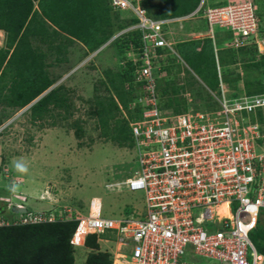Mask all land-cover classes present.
<instances>
[{
  "label": "built area",
  "instance_id": "1",
  "mask_svg": "<svg viewBox=\"0 0 264 264\" xmlns=\"http://www.w3.org/2000/svg\"><path fill=\"white\" fill-rule=\"evenodd\" d=\"M146 1L108 0L113 11L136 18L125 32L141 34V45L131 43L127 54L139 89L131 108L142 109L141 117L130 122L139 169L125 186L144 192L145 209L106 218L102 202L93 199L90 213L76 217L72 243L84 247L89 236L97 235L100 242L119 245L113 264H262L250 235L264 210V142H258L264 139L258 122L264 93L231 98L220 81L217 109L175 114L161 108L155 75L169 55L158 50L176 54L170 26L202 15L212 39L216 28L231 32L225 48H252L264 56L259 7L253 0L207 8L201 2L188 16L157 20L149 16ZM222 206L228 214L219 213ZM46 221H55L53 214L29 212L14 224Z\"/></svg>",
  "mask_w": 264,
  "mask_h": 264
},
{
  "label": "trees",
  "instance_id": "2",
  "mask_svg": "<svg viewBox=\"0 0 264 264\" xmlns=\"http://www.w3.org/2000/svg\"><path fill=\"white\" fill-rule=\"evenodd\" d=\"M34 1L37 0H0V30L5 32L7 38V48L0 50V88L3 76H6L7 73L6 68L13 65L17 55V48L14 49L16 53L13 51L11 55L10 49L19 38L21 40L22 30L25 29L30 15H33L31 13L34 10ZM253 1L256 3L255 0ZM201 2L202 0H147L145 7L149 16L154 19L179 18L193 13L198 9ZM39 3H41L42 9L49 14V18H52L53 12L47 5L52 6L51 9L58 8L57 15L59 13V16H62V21L65 14L71 17L64 22L65 24L60 21L59 28L68 31L81 40L91 51L104 45L116 32H120L137 22L130 12H113L106 0H92L91 2L88 0H39ZM96 6H100V8H96ZM218 6H222V4L219 3ZM99 9H101V12H99ZM258 15L264 17L261 10L258 11ZM261 16L260 18H262ZM73 21H76L77 24ZM204 22V28L208 30L207 21ZM88 26L92 28L89 29ZM260 28L264 33L261 24ZM87 29L90 30V33H86ZM140 35L139 31H133L120 36L112 43V46L118 51V66L120 69L117 72L110 69L104 71V79L99 82L106 87L109 94L106 96L95 94V101L93 100L90 108L93 110L89 113V115L96 117L99 122L102 136L108 137L122 146H130V148L133 146L134 140L129 121L125 118L116 120V115L121 110H128L129 105L138 96L139 89L134 80L135 65L128 59L127 54L131 43L136 47L141 45ZM231 38L232 35L229 31L224 34L216 32V45L222 47L224 42L231 40ZM182 45L185 46L186 51L189 50L186 58H190L191 62L195 63L194 67L200 72L210 89L209 91L214 95L221 96L218 64L222 67V82L231 90V92L228 91L229 97H238L244 93L249 96L264 93V56H256V49L233 50L227 48L215 51L213 39L211 38L204 41H185L182 42ZM158 52L164 55L166 53L170 54L168 50L164 49H159ZM238 64H242L245 72L244 76L238 73L237 70L230 69L231 66ZM161 65L163 67L162 71L168 73V76L164 78L157 76V89L161 108L168 111L172 110L171 112L175 114L187 112V104L190 105L197 100L199 102L204 97L201 90L200 95H197L195 91V77H188L189 71L185 68H179L182 65L178 63L175 55L174 57H172V54H170V57L168 55V59L161 60ZM250 69L255 70L256 74L250 72ZM27 71L29 73L26 74V77H23L22 84L25 88L20 92L23 96L22 100L18 101L19 97L22 96H18L17 91L11 90L3 98L7 104L14 108L17 106L26 107L55 83L54 80L49 79L45 66L38 70L28 69ZM182 71H185L187 75L185 74V83L180 85L178 82L175 83V80L177 74ZM207 71H212V76L209 79L206 74ZM156 74L158 75L157 72ZM241 82L244 85L243 89L240 87ZM4 90L3 88L0 89V94ZM98 90L99 88L95 87V91ZM188 95L194 101L187 100ZM88 102L91 103L90 100ZM50 106H53V108H50ZM199 107L197 105L194 111H199ZM54 110L57 111L56 114ZM209 110H214V107L212 106L207 111ZM59 111H64V114L61 115ZM128 112L130 115L129 120H137L140 118L142 109L138 106L135 110H128ZM74 114L72 97L71 95L68 96L64 86L53 89L30 109L33 123L51 118V124L54 125L58 119L67 121ZM1 117L4 116H0V126L2 125ZM258 118L261 131L264 132V113L262 111L258 112ZM112 120L116 122L113 126H110ZM79 123V120L75 121L72 126L76 128V133L81 138L83 128ZM258 142L263 144L264 139H258ZM27 213L29 212L21 213V217H24ZM43 213L50 214L49 212ZM53 216L55 217L53 222L46 221L25 225L17 223L0 226V264H74V245L71 243V239L78 222L76 220H59L54 214ZM255 230L259 232L260 240L256 249L259 255L264 258V222L259 220ZM86 247L93 251L88 256L86 264H113L112 257L109 254L99 252L100 245L97 235L88 237Z\"/></svg>",
  "mask_w": 264,
  "mask_h": 264
},
{
  "label": "rangeland",
  "instance_id": "3",
  "mask_svg": "<svg viewBox=\"0 0 264 264\" xmlns=\"http://www.w3.org/2000/svg\"><path fill=\"white\" fill-rule=\"evenodd\" d=\"M228 1L232 3L243 0H202V3L207 8L218 6L219 3L224 5V2L227 4ZM255 1L259 10L264 13V0ZM260 19L261 26L264 28V17ZM204 20L203 15L195 17L194 20L185 23L182 29L178 28L179 23L176 24V31L171 30L176 32L175 36L177 35L174 42L182 39L185 41L189 38L191 40L211 37L209 27L208 30L204 28ZM215 31L224 32L220 28H216ZM174 50L184 62L179 68L189 71L188 77H195V91L197 95H200L201 90L204 96V99L198 102L188 95L187 100L194 102L187 104L186 111H194L197 105L200 106L199 111L201 112H206L212 106L214 110L217 109L219 107L217 96L209 91L207 83L194 67L195 63L193 64L190 58H186L189 50L186 51L182 44L174 46ZM111 52V49L103 51L101 59L96 63V68L87 66L83 72H78L74 78L68 79V86L74 90L71 97L75 114L67 121L58 119L57 123L52 125L51 118H48L33 125L30 123L29 113L24 116L22 112L17 114V108L11 110L5 104L0 103V116H4L1 117L2 125L0 126V217L2 219L5 217L7 221H1L0 226L12 224L11 222L14 223L16 218L17 220L22 218L20 210L17 209L19 205L29 210L27 212H49L59 220L70 221L76 220L78 216L88 215L93 199H99L102 202L103 216L106 218L116 219L132 215L135 211L144 212V192H131L125 186L126 180L139 169L135 149L132 148L133 146L125 147L102 136L96 117L89 115L93 110L90 108L93 100L95 101L94 95L109 94L106 87L99 82L104 79V71L110 69L117 72L120 69L118 65L116 67V65L109 64ZM174 55L172 54V57ZM114 60H116L115 55L111 57L113 63ZM10 68L12 69V65L7 72ZM230 69H235L241 75H245L242 65L231 66ZM250 72L256 74L255 70L250 69ZM184 73L186 74L185 71L177 74L175 83L178 82L180 85L185 83L187 74ZM206 74L209 79L212 71H207ZM240 85H243L242 82ZM94 86L99 88L97 92ZM89 100L91 103L88 102ZM132 103L129 105L128 110L130 111H132ZM128 110H121L117 113L116 120L125 118L131 125L130 122L133 120H129ZM56 112L54 110L55 114ZM59 112L61 115L64 114V111ZM18 117L20 118L17 120ZM78 120L83 128L81 138L78 137L76 128L72 126ZM115 122V120L110 121V126H113ZM16 164L23 165L25 170H18L15 167ZM234 210L235 207L232 211ZM262 215L260 221L264 222V210ZM250 239L255 247H258L259 232L254 230ZM98 242L99 252L109 254L112 262L115 253L121 252L122 247L113 242ZM73 248L74 264H86L88 256L93 251L86 246H74ZM186 259L194 261L191 256ZM197 261L203 263L205 260L197 259Z\"/></svg>",
  "mask_w": 264,
  "mask_h": 264
},
{
  "label": "crops",
  "instance_id": "4",
  "mask_svg": "<svg viewBox=\"0 0 264 264\" xmlns=\"http://www.w3.org/2000/svg\"><path fill=\"white\" fill-rule=\"evenodd\" d=\"M88 1L91 2L92 0H88ZM106 2L109 5L108 0H106ZM226 2H224V5H226L225 4ZM229 2L230 1H228V3ZM33 3H34V10L31 13L33 15H30L29 21L27 22L25 29L22 30V33H23V35L21 36L22 38L21 40L19 38L17 42L14 43L12 49H10V55H11L14 49L17 48V55L15 56V59L13 61L12 69L10 68V71L7 72V69L9 67L6 68L7 73H6V76L5 75L3 76V79L1 82L2 86L0 88V89L2 88L5 89L3 93L0 94V103L5 104L11 110H15L17 108V114L19 112H22L23 116L24 114H27V113L30 114L31 107L35 105L42 97L48 95L53 89H55L58 86H64L68 96L71 94H74V90H72V88L68 86V83H67L68 79L74 78L75 74H77L78 72L80 73L83 72L87 66L90 68L93 67V69L96 68L97 67L96 63L99 62V59H101L100 57L102 56L103 51L111 49L112 50L111 53L113 56L114 55L116 56V60H114V63H113L111 61V57L113 56L111 55L109 64H111V66L116 65V67L119 64L118 53H117L118 51H116L117 49L114 46H112V43L116 41L114 40V37L116 36L118 32H116V34L113 37H111L104 45H101L98 49L91 51L81 40L76 38L74 35L70 34L68 31L59 28L58 25L60 21L63 24H65L64 22L68 20V18H71V17H68V15L65 14L63 15V17L65 18H63V21H62L61 19L62 16H59V13L57 15L58 8L51 9L52 6L47 5L49 9L53 12V16H52L53 19L49 18L48 17L49 14H47L42 9L41 3H39V0L34 1ZM96 8H100V6H96ZM99 12H101V9H99ZM157 20H160V19H157ZM191 20H194V19H191ZM191 20H188V21H191ZM188 21H184L183 23H181L178 28L182 29L183 25L187 23ZM73 22L77 24L76 21H73ZM176 24L170 26V29L176 31V28H177L175 26ZM90 27L91 26H88L89 29L92 28ZM74 29H75V26H74ZM89 29L86 30L87 31L86 33H90ZM225 32H228V31L224 30L223 34ZM175 34L176 32L175 33L173 32V35H172L173 41L175 37L177 36V35L175 36ZM207 38H211V37L207 36V37H201V38L191 39V40L189 38L188 40H185V41H189V42L194 41V40L204 41ZM185 41H183V39L175 41V47L177 45L182 44V42H185ZM226 42H228V40L224 42V45ZM213 45L214 47H216V49L217 48L227 49L224 46L221 47L219 45H216V31H215V39H213ZM6 48H7L6 34L3 30H0V50H5ZM176 54L175 55L177 56L178 63L180 64L184 63L181 60L180 55L177 52ZM169 57H170V54H169ZM163 59H168V55L167 57L164 56ZM161 60L159 62V67L155 70L156 78L157 76L159 78H162V77L164 78L168 76L167 72L162 71L163 67H161L162 66ZM238 65L241 66L242 64H238ZM44 66L47 70V74H49L48 75L49 79L51 81L54 80L55 83L52 84L46 91H44V93L40 97H38L37 99H35L34 101H32L26 107H23V108L18 107V106L14 108L4 101L3 99L4 96L6 94H9L10 90L17 91V95L22 96L20 92H22L25 88V86L22 85L23 80H24L23 77H26L27 76L26 74L29 73V71H27L28 69L38 70ZM218 67L220 68V72H219ZM217 70H218V76H219L220 81H223L222 69L219 64L217 65ZM156 72L158 73V75L156 74ZM224 85L226 86V84ZM240 87L243 89L244 85H240ZM94 89H95V86H94ZM226 89L231 92V90H229L227 86H226ZM22 98L23 96L19 97L18 101L22 100ZM50 108H53V106H50ZM20 117H18L17 120ZM38 121L33 123L30 119V123H32L33 125H36ZM96 201L98 202L99 199H96ZM0 219L4 222H7L6 220H4V218L2 219L0 217ZM14 221L16 222L17 218ZM11 223L14 224L13 222ZM197 259H200V258H196L194 259V261L198 262Z\"/></svg>",
  "mask_w": 264,
  "mask_h": 264
},
{
  "label": "clouds",
  "instance_id": "5",
  "mask_svg": "<svg viewBox=\"0 0 264 264\" xmlns=\"http://www.w3.org/2000/svg\"><path fill=\"white\" fill-rule=\"evenodd\" d=\"M144 6H145V4H144ZM109 7H110V6H109ZM145 8H146V7H145ZM146 9H147V8H146ZM112 11H113V10H112ZM113 12H115V11H113ZM123 12H126V11H123ZM131 15H132V14H131ZM132 17H134V16L132 15ZM134 18H135V17H134ZM135 19H136V18H135ZM136 23H137V22H136ZM136 23H135V24H136ZM133 25H134V24H133ZM130 26H132V25H130ZM130 26H129V27H130ZM129 27H127V28H129ZM127 28H126V29H127ZM126 29H124V30L118 32V33L116 34V36L114 37V40L117 39V38H119L120 36H122V35H124V34L130 33V32H133V31L125 32ZM15 167H16L18 170H20V171H24V170H25L24 167H23V165H21V164H16ZM17 209L20 210L21 208H17ZM75 247H76V246H75ZM261 256H262V255H261ZM262 257H263V256H262ZM263 261H264V260H263ZM262 264H263V263H262Z\"/></svg>",
  "mask_w": 264,
  "mask_h": 264
},
{
  "label": "bare ground",
  "instance_id": "6",
  "mask_svg": "<svg viewBox=\"0 0 264 264\" xmlns=\"http://www.w3.org/2000/svg\"><path fill=\"white\" fill-rule=\"evenodd\" d=\"M220 214H228L227 213V206H222L221 210L219 209Z\"/></svg>",
  "mask_w": 264,
  "mask_h": 264
},
{
  "label": "water",
  "instance_id": "7",
  "mask_svg": "<svg viewBox=\"0 0 264 264\" xmlns=\"http://www.w3.org/2000/svg\"><path fill=\"white\" fill-rule=\"evenodd\" d=\"M20 212H21V213H25V212H27V209H26V208H21V209H20Z\"/></svg>",
  "mask_w": 264,
  "mask_h": 264
}]
</instances>
